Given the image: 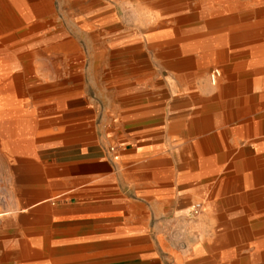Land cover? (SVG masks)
<instances>
[{"label": "rangeland", "instance_id": "obj_1", "mask_svg": "<svg viewBox=\"0 0 264 264\" xmlns=\"http://www.w3.org/2000/svg\"><path fill=\"white\" fill-rule=\"evenodd\" d=\"M3 1L13 19L0 2V113H26L15 115V171L82 156L38 159L50 147L121 152L149 126L197 124L211 108V129H229L207 131L222 146L200 152L196 129L194 143L171 151L196 169L203 156L223 163L192 188L178 220L189 229L173 221L168 239L202 246L212 264H264V0ZM252 124L257 133L243 131ZM196 201L201 211L188 219Z\"/></svg>", "mask_w": 264, "mask_h": 264}, {"label": "crops", "instance_id": "obj_2", "mask_svg": "<svg viewBox=\"0 0 264 264\" xmlns=\"http://www.w3.org/2000/svg\"><path fill=\"white\" fill-rule=\"evenodd\" d=\"M0 2L12 20L11 9ZM25 114L12 109L0 113V264H212L202 246L177 248L168 239L173 221L181 232L189 229L178 220L187 210L192 188L209 181L212 164L223 163L203 156L196 169L192 157L181 161L171 151L178 141L194 143L196 129L205 133L197 138L200 152L222 146L221 136L207 131L229 129L223 124L211 129V108L200 112L197 124L145 128L140 143L125 142L116 161L100 150L80 153L77 146H57L39 153L38 159L82 156L15 171V115ZM243 131L257 133L253 124ZM4 149L11 157L9 172H4Z\"/></svg>", "mask_w": 264, "mask_h": 264}, {"label": "built area", "instance_id": "obj_3", "mask_svg": "<svg viewBox=\"0 0 264 264\" xmlns=\"http://www.w3.org/2000/svg\"><path fill=\"white\" fill-rule=\"evenodd\" d=\"M219 75L220 69L218 67L211 69L209 73V80L211 84H215L217 82ZM108 153L110 154V158L113 161H116L120 158V153L116 145L109 146ZM201 207L202 205L199 201L191 203L187 212L188 219H194L200 213Z\"/></svg>", "mask_w": 264, "mask_h": 264}, {"label": "bare ground", "instance_id": "obj_4", "mask_svg": "<svg viewBox=\"0 0 264 264\" xmlns=\"http://www.w3.org/2000/svg\"><path fill=\"white\" fill-rule=\"evenodd\" d=\"M3 10V9H2ZM5 11V10H4ZM220 76H221V70H220V75H219V77H218V79H217V81H219V79H220ZM216 84V83H215Z\"/></svg>", "mask_w": 264, "mask_h": 264}]
</instances>
